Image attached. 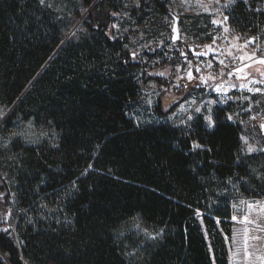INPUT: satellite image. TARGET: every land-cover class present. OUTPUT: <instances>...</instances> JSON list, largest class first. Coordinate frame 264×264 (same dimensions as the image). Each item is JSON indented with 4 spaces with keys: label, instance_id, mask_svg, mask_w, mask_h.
Here are the masks:
<instances>
[{
    "label": "trees",
    "instance_id": "obj_1",
    "mask_svg": "<svg viewBox=\"0 0 264 264\" xmlns=\"http://www.w3.org/2000/svg\"><path fill=\"white\" fill-rule=\"evenodd\" d=\"M124 11L136 23L167 14L159 0H0L1 126L56 134L12 143L21 212L18 242L0 229V264H230L232 199L264 196V151L242 149L226 109L186 131L131 117L147 67L109 30ZM229 21L264 33V0H236ZM7 179L1 219L17 208ZM134 217L155 239L119 235Z\"/></svg>",
    "mask_w": 264,
    "mask_h": 264
},
{
    "label": "rangeland",
    "instance_id": "obj_2",
    "mask_svg": "<svg viewBox=\"0 0 264 264\" xmlns=\"http://www.w3.org/2000/svg\"><path fill=\"white\" fill-rule=\"evenodd\" d=\"M159 2L165 6L167 14L159 16L153 11L142 23H136L124 11L109 26L114 35L126 36L129 42L127 46L135 54L134 57L141 58L147 67V80L141 83L139 102L134 105L131 117L137 123L162 121L186 131L197 120H202L205 126L211 128L214 124V110L220 107L226 109L227 118L231 117L229 120L241 124L240 140L246 153L249 146L264 149V138L256 126V121L264 118V63L259 62L264 58V33L254 34L253 30L237 29L230 23L229 12L236 0ZM78 10L83 16L87 12L84 6H79ZM170 14L179 18L180 39L177 42L171 40L173 21ZM225 16L228 17L227 20L224 19ZM77 26L78 23L70 33ZM189 46L205 52L208 57L182 56V51ZM149 54L154 55L152 57ZM231 57L239 59L237 68L232 71L234 78L224 71L227 59ZM197 107L201 109L200 113H195L194 109ZM8 112L0 104V113L3 114L0 115V145L13 133L22 130L27 131L30 141L36 142L13 137L6 147L0 146V184L2 178L10 176L7 167L17 163L15 152H11L14 151V141L28 145L56 138V134L50 130L37 128L33 124L28 128L29 122L18 124L6 132L1 123ZM189 115L193 116L192 120L187 119ZM205 117H211V122ZM194 144L197 143L193 142ZM7 182L12 189L9 204L17 207L16 185L12 178L7 179ZM231 204V236L224 235L229 250V263L264 264V196L239 195L232 199ZM20 212L18 207L16 214L8 209L1 219L0 211V224L7 222L0 229L15 242H18V237L11 218ZM142 224L138 217H134L120 230L119 235L136 238L156 236ZM207 240L211 249L209 239Z\"/></svg>",
    "mask_w": 264,
    "mask_h": 264
},
{
    "label": "snow or ice",
    "instance_id": "obj_3",
    "mask_svg": "<svg viewBox=\"0 0 264 264\" xmlns=\"http://www.w3.org/2000/svg\"><path fill=\"white\" fill-rule=\"evenodd\" d=\"M40 3L43 5V4L45 3V0H40ZM225 6H227V5H225ZM224 19L227 20L228 17L225 16ZM214 23H215V21H214ZM253 40H254V38H253ZM249 42H252V41H249ZM259 62H260V63H264V58H261ZM221 63H223V62L221 61ZM197 71H198V70H197ZM189 78H191V73H189ZM194 111H195V113H200V112H201V109H200L199 107H197V108L194 109ZM0 115H3V114L0 113ZM187 119H188V120H192V119H193V116L189 115V116L187 117ZM205 119L208 120L209 122H211V117H205ZM229 119H231V117H229ZM210 126H211V124H210ZM31 127H32V123L29 122V124H28V128H31ZM261 127H264V126H261ZM42 135H46V134H42ZM13 137H20V138H23L26 142H32V143H35V142H36V141H34V140H31V141H30V140H29V136H28L27 131H26V130H22V131H20V132L13 133V134L9 137V139L6 140V141H4L3 144L0 145V146H4V147H6V146L8 145V143L12 140ZM193 147H194V148H199L200 145H198V144H194ZM257 151H264V149H257V148L251 147V146H249V147L247 148V152H248V153H254V152H257ZM91 167H92V165H89V168H91ZM253 171H255V169H253ZM86 172H87V169H85V173H86ZM197 214L200 215V213H197ZM233 219H235V217H233ZM137 227H139V226L137 225ZM5 231H7V230L5 229ZM152 238L155 239V237H152ZM125 255H129V254H128V253H125Z\"/></svg>",
    "mask_w": 264,
    "mask_h": 264
},
{
    "label": "water",
    "instance_id": "obj_4",
    "mask_svg": "<svg viewBox=\"0 0 264 264\" xmlns=\"http://www.w3.org/2000/svg\"><path fill=\"white\" fill-rule=\"evenodd\" d=\"M173 24H172V28H171V40L173 42H177L180 39V31H179V18L173 14H170ZM187 50L192 54V56L196 57V58H207L208 55L203 52V51H199L196 50L193 46H189L187 47ZM256 126L257 129L259 130L260 135L264 138V118L261 120H257L256 121Z\"/></svg>",
    "mask_w": 264,
    "mask_h": 264
},
{
    "label": "built area",
    "instance_id": "obj_5",
    "mask_svg": "<svg viewBox=\"0 0 264 264\" xmlns=\"http://www.w3.org/2000/svg\"><path fill=\"white\" fill-rule=\"evenodd\" d=\"M239 59L238 57H231L227 59V66L225 67L224 71L225 74L228 75H233L232 71L237 68L238 66ZM234 78V75H233Z\"/></svg>",
    "mask_w": 264,
    "mask_h": 264
},
{
    "label": "flooded vegetation",
    "instance_id": "obj_6",
    "mask_svg": "<svg viewBox=\"0 0 264 264\" xmlns=\"http://www.w3.org/2000/svg\"><path fill=\"white\" fill-rule=\"evenodd\" d=\"M191 53L186 49L184 51H182V56H189Z\"/></svg>",
    "mask_w": 264,
    "mask_h": 264
}]
</instances>
